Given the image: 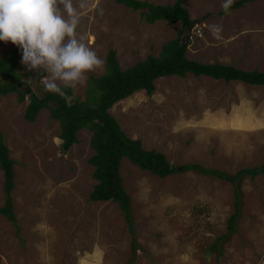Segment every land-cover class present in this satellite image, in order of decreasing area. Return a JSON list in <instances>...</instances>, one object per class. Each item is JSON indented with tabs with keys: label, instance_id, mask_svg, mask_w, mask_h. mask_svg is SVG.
<instances>
[{
	"label": "rangeland",
	"instance_id": "obj_1",
	"mask_svg": "<svg viewBox=\"0 0 264 264\" xmlns=\"http://www.w3.org/2000/svg\"><path fill=\"white\" fill-rule=\"evenodd\" d=\"M140 1L173 5L177 0ZM237 1L182 0L196 22L186 34L185 57L264 73V0L221 13ZM88 3L78 32L87 35L104 66L88 73L85 86L72 89V100L85 96L89 77L104 75L110 50L126 70L148 56L157 58L181 30L180 23L149 25L116 0ZM213 25L221 26L217 36ZM15 46L0 41V58ZM19 59L21 89L48 94L39 82L46 73L30 72L21 63L22 51ZM154 87L151 95L138 91L109 110L144 150L163 153L174 169L197 164L235 175L264 164L263 86L189 74L160 78ZM27 104L28 97L23 103L16 94L0 97V133L15 162L16 218L14 225L0 215V264H264V174L237 182L240 209L228 236L235 211L231 183L193 171L160 179L123 159L119 171L131 200L130 226L117 204L88 200L96 183L88 163L94 155L90 131H78V143L64 154L59 123L48 109L27 122ZM3 187L0 170V207Z\"/></svg>",
	"mask_w": 264,
	"mask_h": 264
},
{
	"label": "trees",
	"instance_id": "obj_2",
	"mask_svg": "<svg viewBox=\"0 0 264 264\" xmlns=\"http://www.w3.org/2000/svg\"><path fill=\"white\" fill-rule=\"evenodd\" d=\"M254 1L256 0L229 3L224 6L221 13L239 9L244 4ZM116 3L131 11L139 12L144 22L149 25L159 21L180 23L181 30L175 40L162 47L161 54L157 58L148 56L143 62H138L126 70H121L115 52L110 50L106 58L104 75L99 78L89 77L85 96L72 100L71 103L55 93L39 96L29 88L21 89L24 85L22 76L17 71L21 49L15 46L3 51L0 58V79L5 80L0 82V97L16 94L19 103H23L28 97L24 113L27 122H34L42 109H48L50 118L59 123L60 147L64 154L78 143L76 136L78 131L84 129L90 131V147L94 155L88 163L94 168L93 179L96 183L88 200L91 203L117 204L130 226L133 225L131 200L123 187V179L119 171L123 159L160 179L167 178L175 172L193 171L231 183L235 189V211L228 219L227 235L229 236L235 229L240 209L241 193L237 182L245 177L255 178L264 174V164L252 169L239 170L235 175L219 173L214 169L208 170L197 164L174 169L163 153L146 151L139 140L127 137L117 120L109 114V110L117 102L138 91H145L147 95H151L155 89L154 82L164 77L184 78L190 74L194 77L223 80L225 83L241 82L250 86L264 87V73L256 70L248 72L219 63L206 65L188 60L185 57L188 45L186 34L196 22L190 19L187 9L182 5V0H177L173 5H155L140 0H116ZM65 92L72 96V89H65ZM14 165L15 162L10 158V152L3 143L0 133V170L3 173L5 195L4 205L0 207V215L15 225L12 199L15 185Z\"/></svg>",
	"mask_w": 264,
	"mask_h": 264
},
{
	"label": "clouds",
	"instance_id": "obj_3",
	"mask_svg": "<svg viewBox=\"0 0 264 264\" xmlns=\"http://www.w3.org/2000/svg\"><path fill=\"white\" fill-rule=\"evenodd\" d=\"M88 7V0H0V41L21 49V63L30 72L46 73L39 79L43 91L68 103L72 96L65 89L85 86L88 73L104 66L87 35L78 32ZM221 30L219 25L211 28L214 36Z\"/></svg>",
	"mask_w": 264,
	"mask_h": 264
}]
</instances>
